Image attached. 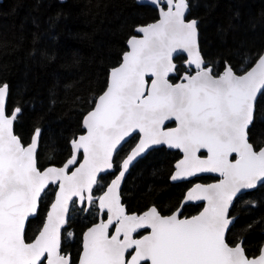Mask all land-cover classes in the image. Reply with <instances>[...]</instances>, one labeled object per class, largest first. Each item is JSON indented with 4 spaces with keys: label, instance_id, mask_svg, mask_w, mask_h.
<instances>
[{
    "label": "snow or ice",
    "instance_id": "1",
    "mask_svg": "<svg viewBox=\"0 0 264 264\" xmlns=\"http://www.w3.org/2000/svg\"><path fill=\"white\" fill-rule=\"evenodd\" d=\"M149 2L158 20L128 40L59 166L40 167V128L27 142L15 133L22 108L9 104V85L0 83V264H264V243L249 252L242 237L230 239L234 200L264 187V144L250 142L264 97V52L246 57L242 71L217 72L201 51L198 22L186 19L188 0ZM130 138L135 144L121 155ZM154 146L178 150L169 179L189 185L168 214L123 203L130 166ZM208 174L215 182H197ZM185 203L200 211L183 217ZM81 215L90 223L73 256L72 225ZM37 217L42 226L29 235Z\"/></svg>",
    "mask_w": 264,
    "mask_h": 264
},
{
    "label": "trees",
    "instance_id": "2",
    "mask_svg": "<svg viewBox=\"0 0 264 264\" xmlns=\"http://www.w3.org/2000/svg\"><path fill=\"white\" fill-rule=\"evenodd\" d=\"M189 19L198 22L200 48L217 72L230 65L242 71L246 57L264 52V0H188ZM157 9L136 0H3L0 4V83L10 88L9 104L22 113L14 131L27 142L34 128L42 130L39 165L59 166L69 155V141L84 129L82 118L106 89L112 68L128 51V40L139 26L158 20ZM184 68L183 57L176 59ZM179 82L178 78L172 79ZM250 142L264 144V97L259 98ZM135 144H126L121 155ZM179 155L165 147L141 159L124 179L123 203L143 212L156 205L164 214L180 208L189 185L172 183L169 175ZM202 177L197 182L212 183ZM255 201V207L250 203ZM47 201H45L46 203ZM43 213V209L41 210ZM200 211L195 203L183 217ZM236 217L230 239L240 236L249 252L264 243V187L241 195L232 206ZM90 218L73 220L78 255L79 237ZM251 225V229L247 228ZM32 220L29 235L41 228Z\"/></svg>",
    "mask_w": 264,
    "mask_h": 264
},
{
    "label": "water",
    "instance_id": "3",
    "mask_svg": "<svg viewBox=\"0 0 264 264\" xmlns=\"http://www.w3.org/2000/svg\"><path fill=\"white\" fill-rule=\"evenodd\" d=\"M136 1H137V3H138L139 5H148V6H152L153 8L156 9V7H154V6L149 2V0H136ZM2 2H3V0H0V4H1ZM189 12H190V8L188 9V11H187V13H186V19H187L188 21H191L192 19H189ZM198 31H199V30H198ZM135 36H137V37H142V33H138L137 30H136V32H135ZM127 47H128V44H127ZM128 50H129V49H128ZM166 123H168L169 126H175V123H174V122H166ZM130 141H131V138L128 140V142H127L126 144H128ZM126 144H124V146H125ZM124 146H123V147H124ZM162 147L167 148V146H154L153 148L149 149V150H148L143 156L137 158V160L133 162L132 166H130V170H129V172L126 174V177H127L128 174L130 173V171L132 170V168H133V167H134V166H135V165H136L141 159L145 158V157H146L150 152H152L153 150L158 149V148H162ZM167 149H168V148H167ZM38 150H39V148H38ZM169 150H172V151H178V150H175V149H169ZM203 177H213V178H216L214 174H208V175H205V176H203ZM171 182H172V181H171ZM214 182H215V181H214ZM172 183H178V182H172ZM258 188H259V187H257V188L254 189V190L242 191L240 194H238L237 198H238L239 196H241V195H244V194H247V193L253 192V191L257 190ZM237 198H236V199H237ZM236 199H235V200H236ZM235 200H234V201H235ZM201 203H203V202H201ZM187 204H189V203H185V204H183V206H182V209H181L182 215H183L184 207H185ZM180 207H181V206H180ZM231 210H232V207H231V209H230V212H231Z\"/></svg>",
    "mask_w": 264,
    "mask_h": 264
}]
</instances>
